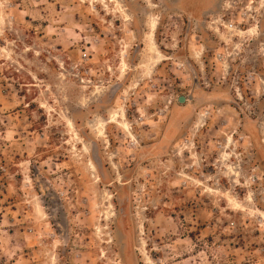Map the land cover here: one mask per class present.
I'll return each instance as SVG.
<instances>
[{"label":"rangeland","instance_id":"rangeland-1","mask_svg":"<svg viewBox=\"0 0 264 264\" xmlns=\"http://www.w3.org/2000/svg\"><path fill=\"white\" fill-rule=\"evenodd\" d=\"M0 264H264V0H0Z\"/></svg>","mask_w":264,"mask_h":264},{"label":"water","instance_id":"water-1","mask_svg":"<svg viewBox=\"0 0 264 264\" xmlns=\"http://www.w3.org/2000/svg\"><path fill=\"white\" fill-rule=\"evenodd\" d=\"M178 101H179L180 104H185L187 102V98L182 96V97L179 98Z\"/></svg>","mask_w":264,"mask_h":264},{"label":"built area","instance_id":"built-area-1","mask_svg":"<svg viewBox=\"0 0 264 264\" xmlns=\"http://www.w3.org/2000/svg\"><path fill=\"white\" fill-rule=\"evenodd\" d=\"M226 28H227L229 31H234V30L236 29V27H235L234 24L227 25Z\"/></svg>","mask_w":264,"mask_h":264},{"label":"bare ground","instance_id":"bare-ground-1","mask_svg":"<svg viewBox=\"0 0 264 264\" xmlns=\"http://www.w3.org/2000/svg\"><path fill=\"white\" fill-rule=\"evenodd\" d=\"M232 172H234V171L232 170Z\"/></svg>","mask_w":264,"mask_h":264}]
</instances>
